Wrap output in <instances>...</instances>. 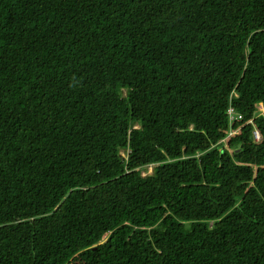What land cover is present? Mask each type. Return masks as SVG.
<instances>
[{
  "label": "trees",
  "instance_id": "trees-1",
  "mask_svg": "<svg viewBox=\"0 0 264 264\" xmlns=\"http://www.w3.org/2000/svg\"><path fill=\"white\" fill-rule=\"evenodd\" d=\"M258 104L264 0H0V264H264Z\"/></svg>",
  "mask_w": 264,
  "mask_h": 264
},
{
  "label": "built area",
  "instance_id": "built-area-1",
  "mask_svg": "<svg viewBox=\"0 0 264 264\" xmlns=\"http://www.w3.org/2000/svg\"><path fill=\"white\" fill-rule=\"evenodd\" d=\"M227 113L230 116V121H235V120L241 119V116L240 115H235L233 113V110L232 109H229ZM255 135H256V138H257V134L256 133H255Z\"/></svg>",
  "mask_w": 264,
  "mask_h": 264
},
{
  "label": "clouds",
  "instance_id": "clouds-1",
  "mask_svg": "<svg viewBox=\"0 0 264 264\" xmlns=\"http://www.w3.org/2000/svg\"><path fill=\"white\" fill-rule=\"evenodd\" d=\"M259 106H261L262 107V109H259L260 107ZM257 109L259 110V111H261V112H263V106H262V104H258L257 106ZM149 172L151 171V167L149 168V170H148Z\"/></svg>",
  "mask_w": 264,
  "mask_h": 264
},
{
  "label": "rangeland",
  "instance_id": "rangeland-1",
  "mask_svg": "<svg viewBox=\"0 0 264 264\" xmlns=\"http://www.w3.org/2000/svg\"><path fill=\"white\" fill-rule=\"evenodd\" d=\"M260 108L259 109H262V107L261 106H259ZM149 172V171H148Z\"/></svg>",
  "mask_w": 264,
  "mask_h": 264
}]
</instances>
